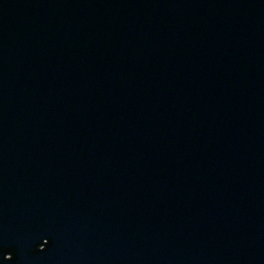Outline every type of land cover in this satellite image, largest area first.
Masks as SVG:
<instances>
[{"label":"water","instance_id":"obj_1","mask_svg":"<svg viewBox=\"0 0 264 264\" xmlns=\"http://www.w3.org/2000/svg\"><path fill=\"white\" fill-rule=\"evenodd\" d=\"M0 264H264V0H0Z\"/></svg>","mask_w":264,"mask_h":264}]
</instances>
